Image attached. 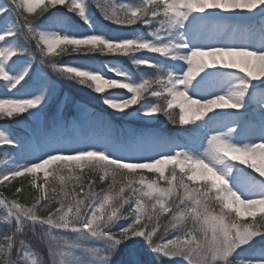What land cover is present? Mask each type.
I'll return each instance as SVG.
<instances>
[{"label":"snow or ice","instance_id":"6c2138e0","mask_svg":"<svg viewBox=\"0 0 264 264\" xmlns=\"http://www.w3.org/2000/svg\"><path fill=\"white\" fill-rule=\"evenodd\" d=\"M94 6L147 31L110 34L89 0H0V119H38L64 80L146 122L121 131L83 109L39 135L0 128V147L24 160L0 169V186L28 177L35 192H0V264H145L144 246L172 264H264V0ZM249 15L259 22L234 19ZM65 53L82 59L58 62ZM96 56L126 57L138 75ZM161 116L183 135L151 127Z\"/></svg>","mask_w":264,"mask_h":264},{"label":"rangeland","instance_id":"374dc122","mask_svg":"<svg viewBox=\"0 0 264 264\" xmlns=\"http://www.w3.org/2000/svg\"><path fill=\"white\" fill-rule=\"evenodd\" d=\"M117 3L120 0H116ZM95 0H89L90 11L94 14V18L98 24L102 25L106 31L113 35H127L134 32H146V29H143L139 26H133L130 29L120 28L114 24H110L108 21L103 19L101 13L95 8ZM57 10H52V12H56ZM62 14L71 17L73 23L77 25V27L82 31H87V26L83 24L82 21L79 20L78 17L74 16L71 13H68L66 9L59 10ZM50 15V13H45V16ZM242 22L244 23H253L256 24L259 22V17H252L249 15L248 17H240ZM44 17L40 18V21H43ZM21 42H23L21 40ZM30 47L32 51H36L35 42H31ZM38 55V53H37ZM138 55H143L140 53ZM82 58L75 53H65L61 56L56 57L58 62L67 63L69 61L81 60ZM94 60L99 63L100 61H112L120 64L123 67H127L132 70L134 75H138L136 70L132 68L130 62L126 57H101L96 56ZM54 76V74L50 73ZM107 93H105L106 95ZM83 109H87L89 113H95L103 116L106 120H109L113 123L116 129L124 131L129 128L132 129H142L145 127L146 122L140 120L137 117L125 116L123 118L119 116H113L112 110L109 109L106 105L102 103L101 95L96 94L92 90L83 87L77 83L71 81L62 80L58 85V94L49 104V106L45 109V111L40 115L38 119H28L23 120L22 124L18 125L16 123L17 118H4L0 119V128L7 129L12 134H14L18 138H24L31 135H39L41 133L42 128L44 127H52L60 122H74L83 120L84 112ZM26 115V114H25ZM150 126L158 129L160 132L165 135L171 136H182L183 131L179 126H173L169 124L165 117L161 116L158 121L150 122ZM14 162L23 163L24 160L19 156L17 149L12 147H0V169L11 166ZM251 172V170H248ZM40 176H43V173H40ZM22 182L25 179L29 183L28 177L20 178ZM39 183L41 181H38ZM0 186V192L1 191ZM6 195L8 193L4 192ZM3 212L0 210V216H2ZM121 223H125L121 221ZM0 225H6L0 220ZM170 234L167 238H171ZM159 236L157 237V240ZM32 244L34 249L39 252L44 259H48V254L46 250V244L43 242H38L35 239H32ZM140 259L145 262V264H172V262L168 258L157 259L155 255L144 246L140 250ZM126 259V258H121Z\"/></svg>","mask_w":264,"mask_h":264},{"label":"trees","instance_id":"16d2710c","mask_svg":"<svg viewBox=\"0 0 264 264\" xmlns=\"http://www.w3.org/2000/svg\"><path fill=\"white\" fill-rule=\"evenodd\" d=\"M146 176H148L149 178H152V174L151 173H145ZM24 182L21 181L20 178H18L16 181L13 182L12 185H10L7 189H5L3 186L1 188V191H4L6 193L9 194V196H11V192L13 190L14 187L19 186L21 183H23L24 185V197L29 198V200H26V202L30 201V198L35 194L34 190L29 188V183L28 181H26L25 179L23 180ZM39 183V182H38ZM107 183V182H106ZM106 183L104 185H100V187H105ZM167 218H164V221H166ZM162 221V222H164ZM7 230V225L5 226H1L0 227V238H2L3 233ZM2 242V241H0Z\"/></svg>","mask_w":264,"mask_h":264},{"label":"bare ground","instance_id":"6f19581e","mask_svg":"<svg viewBox=\"0 0 264 264\" xmlns=\"http://www.w3.org/2000/svg\"><path fill=\"white\" fill-rule=\"evenodd\" d=\"M225 16L231 18V17H230V14H225ZM234 19H237V20H239V21L241 20L240 17H236V18H234Z\"/></svg>","mask_w":264,"mask_h":264}]
</instances>
